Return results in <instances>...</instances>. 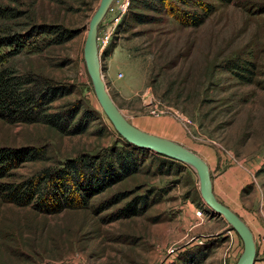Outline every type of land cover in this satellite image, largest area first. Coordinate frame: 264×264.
Wrapping results in <instances>:
<instances>
[{"label": "rangeland", "instance_id": "rangeland-1", "mask_svg": "<svg viewBox=\"0 0 264 264\" xmlns=\"http://www.w3.org/2000/svg\"><path fill=\"white\" fill-rule=\"evenodd\" d=\"M195 1L183 8L194 10ZM198 1L214 9L188 27L146 9L137 12L151 19L135 21L131 0H112L97 28V62L122 115L199 156L215 198L257 242L264 234V0ZM99 3L0 0V26L26 37L12 64L70 88L53 109L74 104L88 117L87 129L74 135L0 119V147L41 154L13 172L17 182L122 146L83 53ZM233 60L246 69L230 68ZM148 152L136 173L94 195L84 209L43 214L0 199V264H196L200 258V264H236L243 242L202 199L196 170L178 160L160 165ZM144 204L142 213L124 217ZM254 264H264L261 248Z\"/></svg>", "mask_w": 264, "mask_h": 264}, {"label": "trees", "instance_id": "trees-1", "mask_svg": "<svg viewBox=\"0 0 264 264\" xmlns=\"http://www.w3.org/2000/svg\"><path fill=\"white\" fill-rule=\"evenodd\" d=\"M189 3L190 0H131L130 15L135 21L147 22L151 18L137 10L165 12L189 27L202 24L214 9L198 0L191 2L194 10L183 8ZM25 38L0 26V119L11 124L42 123L66 135L83 133L88 126V117L86 112L79 114L80 106L66 105L57 110L52 107L57 99L70 93V88L41 78L32 71L19 72L12 64L11 59L24 48ZM53 43L58 42L49 41L50 45ZM3 47L8 49L3 50ZM229 66L246 69L234 60ZM122 141V146L107 156L81 155L60 168H43L19 182L12 179L13 172L24 163L40 160V152L34 148L0 147V199L16 206H31L43 214L87 208L94 195L136 173L147 158V150ZM158 157L160 165H178L173 159ZM145 209V204L133 208L124 217L140 214ZM200 262L201 258L195 261L196 264Z\"/></svg>", "mask_w": 264, "mask_h": 264}, {"label": "water", "instance_id": "water-1", "mask_svg": "<svg viewBox=\"0 0 264 264\" xmlns=\"http://www.w3.org/2000/svg\"><path fill=\"white\" fill-rule=\"evenodd\" d=\"M111 2L112 0H100L89 22L83 51L94 93L102 110L117 133L128 144L151 151L157 155L187 163L196 170L202 199L214 213L223 217L243 242V251L236 264H254L256 256L254 238L244 222L215 198L206 163L195 153L178 143L149 134L133 126L122 115L110 97L97 62V28Z\"/></svg>", "mask_w": 264, "mask_h": 264}, {"label": "built area", "instance_id": "built-area-1", "mask_svg": "<svg viewBox=\"0 0 264 264\" xmlns=\"http://www.w3.org/2000/svg\"><path fill=\"white\" fill-rule=\"evenodd\" d=\"M123 7H126V4H123ZM200 214H201V212L199 211L197 215L200 216ZM254 242H255V248H256V250L257 249L260 250V248H261L264 251V234H261L260 237H259V239L257 240V242L255 240H254Z\"/></svg>", "mask_w": 264, "mask_h": 264}]
</instances>
